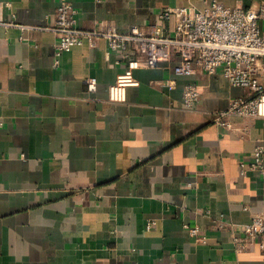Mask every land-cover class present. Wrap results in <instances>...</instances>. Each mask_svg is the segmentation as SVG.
<instances>
[{
    "label": "crops",
    "instance_id": "0c3cea01",
    "mask_svg": "<svg viewBox=\"0 0 264 264\" xmlns=\"http://www.w3.org/2000/svg\"><path fill=\"white\" fill-rule=\"evenodd\" d=\"M0 1V20L16 25L0 27V264H264L258 243L236 240L264 212V177L252 168L264 118L233 116L228 130L212 115L244 89L221 74L176 76L174 60L135 70L138 85L111 103L124 64L104 40L56 64L45 28L59 0ZM68 1L85 30L104 21L165 33L175 20L160 25L158 13L189 2ZM255 1L264 0H218ZM189 85L199 91L192 109L182 96Z\"/></svg>",
    "mask_w": 264,
    "mask_h": 264
},
{
    "label": "built area",
    "instance_id": "2783aa9c",
    "mask_svg": "<svg viewBox=\"0 0 264 264\" xmlns=\"http://www.w3.org/2000/svg\"><path fill=\"white\" fill-rule=\"evenodd\" d=\"M185 6L166 8L157 15V22L175 20L172 33L137 26L121 32L110 22H100L95 29L79 27L77 10L68 0H59L54 22L45 28L55 36L54 55L58 58L72 47L87 43L95 47L104 40L108 50L116 55V63H123V71L108 88V101L121 104L126 101L127 89L138 85L134 77L137 69H151L162 63L176 61L173 72L176 76H191L196 73L221 74L233 87L244 89L242 97L234 98L224 111L214 112L213 121L228 130L236 128L228 121L230 117L264 118V1H255L249 7H226L218 0H196L202 7L188 0ZM6 3L0 1V11ZM16 26L3 23L0 27ZM167 84V83H166ZM171 84V83H170ZM169 83L166 85L172 87ZM89 92H95L96 79L86 81ZM183 102L187 109L194 108L199 98L195 86L183 89ZM252 168L264 177V151L257 147L252 154ZM245 167L240 165L241 174ZM152 223H148L149 229ZM188 228V227H186ZM197 236V229H189ZM201 240L199 237L197 241ZM245 248L258 243L264 249V212L254 214L251 221L241 227V236L236 239Z\"/></svg>",
    "mask_w": 264,
    "mask_h": 264
}]
</instances>
